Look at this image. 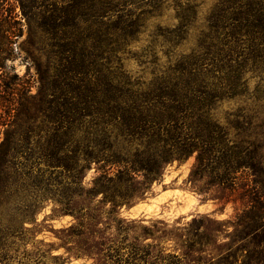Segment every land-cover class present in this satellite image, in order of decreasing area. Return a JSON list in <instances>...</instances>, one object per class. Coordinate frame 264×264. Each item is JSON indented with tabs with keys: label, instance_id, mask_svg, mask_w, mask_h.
<instances>
[{
	"label": "trees",
	"instance_id": "1",
	"mask_svg": "<svg viewBox=\"0 0 264 264\" xmlns=\"http://www.w3.org/2000/svg\"><path fill=\"white\" fill-rule=\"evenodd\" d=\"M17 1L29 20L30 0ZM203 1L67 0L27 26L30 82L7 67L22 26L14 2L0 0V264L64 263L49 249L18 250L48 202L53 216L75 219L60 232L78 243L76 256L99 264H264V0H213L201 19ZM167 10L170 26L156 21ZM189 157L201 201L240 208L224 222L155 221L128 240L135 219L123 224L120 209ZM221 225L226 249L205 256ZM172 236L180 253L137 242Z\"/></svg>",
	"mask_w": 264,
	"mask_h": 264
},
{
	"label": "rangeland",
	"instance_id": "2",
	"mask_svg": "<svg viewBox=\"0 0 264 264\" xmlns=\"http://www.w3.org/2000/svg\"><path fill=\"white\" fill-rule=\"evenodd\" d=\"M14 2L15 11L17 13V19L22 26V35L19 36L13 43L14 58L6 61L7 67H13V72L19 76H24L33 82V75L35 69L30 61V58L25 57L26 49L33 51V45L25 42L27 37V26L30 25L32 31L36 27L37 23L42 20V17H49L52 13L61 12L66 7L67 0H30L29 11L31 18L26 20L22 15L20 6L17 0H11ZM213 0H204L200 7V18L208 12L212 6ZM157 22L170 26L174 23V18L171 10H167L159 17ZM16 31L18 24H15ZM191 43V38L188 41L187 46ZM129 69H135L137 64L134 60L130 59L127 62ZM252 85V83H251ZM37 87L34 85L31 87L30 94H34ZM30 100V99H29ZM28 105L32 108L33 102L30 100ZM234 103H223L222 107L218 109V116L223 118L226 111L234 107ZM3 133L0 130V139H2ZM194 163V157H189L182 162H173L169 164L163 173L162 179L159 182H155L152 185L151 191L147 194L145 199L137 201L130 207H122L120 209L119 216L125 219L123 224L135 219L134 232H130L128 240L134 241V234H141L142 225L151 226L155 221H163L167 224V228L172 227H187L192 217L202 214H208L210 218L217 220L218 222H224L230 218L234 213L235 208H240V202H228L222 204L217 199H208L201 201L200 195L194 191L191 184L187 181L188 173ZM94 176V171L91 169L85 176L84 183L89 185L91 179ZM219 192L214 189L212 194ZM53 204L48 202L37 213L36 221L38 222L37 231L35 235L27 234L25 236V242L19 243L18 250L20 253L23 251L31 252L35 249H49L51 255L61 256L65 258L63 264H99L93 257L86 255L76 256V249L78 243L74 239L65 240L66 232L61 234L62 228L68 227L72 223H76L75 219L69 215L53 216L52 212ZM27 227H33L32 223L26 222ZM160 226L161 224L158 223ZM204 225L216 226V223L204 221ZM101 227L103 225L101 224ZM222 233H220L213 245L205 247L203 254L216 255L224 252L230 238L226 236L223 225H221ZM231 227H228V231ZM63 235V236H62ZM120 237V235H118ZM117 237V239H120ZM68 241V242H67ZM141 245L147 243L155 244L154 251L164 249V252L180 253L181 248L179 241L175 237H168L166 239L157 238H141L137 240ZM69 247V250L66 249ZM61 262H63L61 260ZM42 264H54V260L50 258V255L43 259Z\"/></svg>",
	"mask_w": 264,
	"mask_h": 264
}]
</instances>
